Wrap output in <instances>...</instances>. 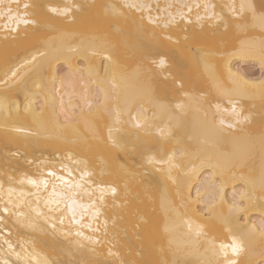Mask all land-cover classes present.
I'll list each match as a JSON object with an SVG mask.
<instances>
[{
  "label": "bare ground",
  "instance_id": "bare-ground-1",
  "mask_svg": "<svg viewBox=\"0 0 264 264\" xmlns=\"http://www.w3.org/2000/svg\"><path fill=\"white\" fill-rule=\"evenodd\" d=\"M17 2L21 5L20 15H23L24 3L52 6L66 3L141 5L143 7L139 10L123 8V11L137 21L143 17L145 24L148 17L159 18L160 27L155 31L159 37L157 50L162 55L156 59H164L166 66H170L168 71L173 73L182 67L187 73L190 87L194 85L197 96L207 94L215 99L214 80L227 83L229 77H235L254 85L251 90L257 95L260 84L264 82L258 55L233 54L239 48L240 41L245 39L243 34L237 35L234 29L230 28L225 33L223 27L212 29L205 23L201 31L200 25L196 23L195 8L190 14L192 24L186 25L178 18V22L167 29L163 26L170 13L176 15L181 9L187 13L184 5H215L217 14L230 18V5H235L239 11L241 3H252L259 10L261 0H5V4L12 5L13 15H16ZM199 11L203 14V7ZM7 12L5 7L0 14V264L5 260L8 264H38L45 260L58 264H89L91 261L100 264L107 261L110 264L118 261V257L151 264L160 258L158 248L165 226L174 237V246H179L185 252L192 249L198 225L205 228L209 239L215 238L217 243L227 240L224 226L209 212L210 202L221 198L225 216L230 206L244 204V209L237 210L232 220L234 229L243 226L246 231L251 230L247 249L238 257L240 264H264V238L261 236L264 231L261 227L264 221V198H261L259 187L261 168L264 166L259 140L261 131H264V106L259 99L243 101L245 114L251 116V122L245 127L254 134L253 142L238 133L235 144L231 138L216 147L201 144V140L206 136L211 139V136L198 122L200 116L194 111L186 117L187 125L181 132L184 144L160 140L159 135L154 139L146 138L148 143L145 147L150 150V155L158 159L163 157L166 160L173 148L177 149V155L179 149L185 146H191L194 153L197 149L200 151L198 155L185 159L187 170L181 176L179 189L150 167L145 174V169L140 167L141 155L133 153L127 164L134 171L139 169L140 175L132 185L126 207L113 208L112 197L106 196L108 206L101 210L102 214L98 218H94L89 197L75 188L83 167L77 161L87 159L99 172V158L103 156L112 163L111 152L112 156H116L115 163H125L123 153L117 155L119 150L106 143L108 126L116 119L117 105L123 109L126 100L130 102L131 108L139 111L141 102L136 98L139 87L136 73L139 49L142 45L155 42L151 40L150 32H138L134 26L123 22L121 27L124 34L116 32L114 27L93 26L78 21L66 29L75 35L60 37L58 33H50L43 27L37 30L32 25L26 27L19 24L17 36V33L11 32L12 28L17 27V22L9 20ZM152 27L148 25L149 29ZM34 31L36 35H33ZM164 34L171 35L173 40H164ZM13 36H17V39L14 40ZM52 36L56 37L52 40L54 47L46 43ZM185 36H188L187 41ZM249 37L254 38L255 51L258 53L264 34L257 28L250 30ZM177 40L179 43H175ZM112 45H115V49H112ZM186 47H190L192 53H196L199 47L214 48L222 55L197 64L189 60L190 54L185 51ZM92 49H95V55ZM42 51H47L48 57H41ZM110 51L123 66L125 79L120 85L119 100L109 99L105 105V94L112 91V69L104 54ZM33 55L40 61L35 68L26 64ZM247 64L257 68L258 76L242 69V65ZM16 68H20L23 81L7 92L9 107L5 110L2 81L9 69ZM37 83L45 87L50 104L42 118L45 121L43 126L33 123L31 116L24 115L25 108L39 113L44 105L45 93L35 87ZM181 98L169 96L168 100ZM17 105L20 108L19 115L16 112ZM224 106L227 107L226 101ZM105 107L108 111L104 110ZM121 118L128 119L126 114ZM156 123L164 127L168 120L158 118ZM20 126L25 130H14ZM123 128L128 130L130 125L125 124ZM113 135L122 143L133 142L124 132H114ZM164 166L163 163L157 165ZM49 172H54L55 176H49ZM57 177H63V181L68 183ZM249 177L255 182V195L251 201L242 199L243 194L253 188V184L248 182ZM29 179L36 180L39 187L28 183ZM44 180L48 181L47 186L42 183ZM92 186L95 187V183ZM177 191L180 195H177ZM181 198L187 209L180 208L179 217L175 212L166 211L170 201L179 206ZM124 201L121 190L116 203L119 205ZM49 209L59 210L50 212ZM61 219L63 224L60 223ZM185 220L192 224L193 232H189ZM52 224L56 225L55 229L51 227ZM137 224L140 225L139 229L136 228ZM77 231L81 235H76ZM114 237L117 239L114 240ZM96 240L99 243L92 242ZM204 247L206 245L200 249V257L179 258L202 259ZM110 248L118 256H109ZM167 259L172 260L173 257L169 254Z\"/></svg>",
  "mask_w": 264,
  "mask_h": 264
},
{
  "label": "snow or ice",
  "instance_id": "snow-or-ice-1",
  "mask_svg": "<svg viewBox=\"0 0 264 264\" xmlns=\"http://www.w3.org/2000/svg\"><path fill=\"white\" fill-rule=\"evenodd\" d=\"M8 9L7 16L9 20H15L17 27L11 29L12 33L19 35V24H23L26 27L32 25L34 29H40L43 27L50 33H58L60 37L75 35V33H69L66 29L68 26L76 24L78 21L82 23H89L93 26L115 28V31L124 34V29L121 27V23L131 24L136 28L138 32H150L151 40L155 43L152 45H142L139 49V61L136 68V73L139 77V87L137 93V99L141 102L139 111L131 108L130 102L125 101L123 109L117 105L116 107V119L112 125L108 126L107 142L113 149H118L117 155L123 153L125 163H115L116 156H111L112 163L108 159L101 156L99 172L96 168L87 160L81 159L77 162L83 167L81 169V175L79 181L76 183L75 188L80 189L90 199V205L93 209L92 215L94 218H98L102 214V209L107 207L105 200L106 196L112 197V207H126L127 197L132 193V185L140 175L139 169L132 170L127 160L130 159L133 153H139L141 155L140 167L147 169L150 167L155 172L161 175V178L171 185L176 186L179 189L181 184V176L186 173L187 165L185 159L192 156L198 155L200 149L197 152L191 151V146H185L179 149V155H177V149H170V154L167 155V159L163 157L157 158L154 155H150V150L145 147L148 143L146 138L154 139L156 135H159L160 140L167 142H174L176 145L184 144V138L181 136V132L185 130L187 121L186 117L190 112L194 111L199 114V123L205 127V130L210 134L211 139L207 136L200 141L201 144H209L212 147H216L221 142L231 138V142L235 144V141L239 138L238 133L241 134L249 142H253L255 136L250 132L245 125L251 122L250 114H245L244 100L255 101L259 99L261 105L264 106V82L260 84V91L257 95L251 89L254 85H250L248 82L241 81L235 77H229L227 83L219 80H214V92L215 99L209 95L204 94L197 96L195 93V87H190V81L187 73L183 71V68H177L176 72L168 71L166 61L164 59L157 60L156 57L162 55L157 50L159 44V37H157L155 29L160 27L159 18L153 19L148 17L147 24L144 22V18L140 20L132 18L130 15L123 11V8L137 9L139 10L141 5L125 4L123 6L115 4H71L66 3L64 5H46L43 3H24L23 4V15H20L19 10L21 8L20 3L15 4L16 15H13L12 5L5 4V0H0V14H2L4 8ZM203 7L204 12L201 14L199 9ZM215 5H184L183 8H187V13L182 9L178 11L176 15L169 14V19L164 22L163 26L167 29L170 25H174L180 21L184 23L192 24L190 14L193 12V8L197 11L195 13L196 23L200 25L201 31L204 30L205 23L209 28L218 29L223 27L224 32L227 33L229 29H234L237 35L243 34L245 39L240 41L239 48L233 52V54L245 55V56H257L261 65V70L264 72V38L260 40L259 51H255L254 38L249 37L250 30L259 29L264 34V0H261L259 10L257 6L252 3H241L239 5V11L235 5H230V18L225 17L222 14L215 12ZM148 25H152L151 29ZM186 30V29H185ZM37 33L34 31L33 35ZM215 34V33H213ZM17 36L12 38L15 40ZM93 35V39H95ZM8 37L5 36V40ZM56 39L55 36L49 38L46 42L50 46L52 40ZM164 40H173L171 35L164 34ZM185 41L188 40V36L184 37ZM179 43V41H175ZM223 43V42H221ZM115 49V45L111 46ZM185 51L190 54L189 60L199 64L201 61L207 62L208 59L214 58L218 55H222L221 52L214 48L199 47L196 53H192L190 47H186ZM93 55L96 54L95 49H92ZM103 54V53H102ZM47 51L40 53L41 57H48ZM105 60L109 61L112 75H111V92L105 94V105H107L109 99L118 101L119 100V89L122 82H124L123 66L119 59L114 58L113 53L110 51L104 54ZM27 65H31L33 68L38 67L40 61L37 56L33 55L31 60L26 62ZM25 67V65H21ZM119 78V79H118ZM23 81V77L20 76V68L15 70L9 69L5 73V78L2 84L5 89V110L8 109V97L7 92L14 90ZM36 88L40 89L42 93H45V102L41 107L39 113H33L30 108L24 109L25 116H31L32 122L43 126L45 121L42 119L45 116V110L50 107L47 99L46 89L40 83L35 85ZM55 88V85H53ZM169 96L182 97L174 101H169ZM227 102V107L224 106V102ZM215 109V111H213ZM54 111V107L52 109ZM108 111L107 107L104 109ZM135 111V115H133ZM16 112L20 114V108L16 106ZM127 115L128 119L124 120L121 117ZM219 120L217 121V116ZM158 118H164L168 120V124L161 127L156 123ZM130 125V129L125 130L123 125ZM15 131H24V127H16ZM124 132L133 142L122 143L117 140L113 133ZM31 134V133H30ZM123 138H121L122 140ZM189 139H192L189 136ZM260 148L262 154H264V131H261L260 136ZM71 158V157H69ZM164 164V167H157L159 164ZM71 175V173H69ZM49 176H55L54 172H49ZM92 178H95L94 180ZM63 181V177H57ZM23 182V181H22ZM67 184V181H63ZM248 182L253 184V188L249 189L243 194L242 199L251 201L255 195L254 185L255 182L249 177ZM28 183L39 187L36 180H28ZM42 183L47 186L48 181L44 180ZM95 183V187L92 184ZM215 183V182H214ZM122 186V189H121ZM260 194L261 198H264V166L261 168L260 174ZM123 191L125 201L124 203L117 204L116 197ZM222 190V189H221ZM177 195L180 192L177 191ZM224 204L223 199L219 201L213 199L209 204V212L212 217L224 226L227 232V240L220 241L217 243L215 238L209 239L208 233L205 231L203 226H196L195 228V239L192 241V249L189 252H185L179 246H174V237L171 234L170 229L165 226L164 232L161 237V243L158 248L160 258L151 264H240L238 257L243 254L247 249L249 233L251 230H245L243 226L233 228L232 220L237 210H243L244 204L237 206H230L228 209V215L225 216L222 212V206ZM180 208L187 209V205L181 198L179 206L174 202H169L168 209L166 211L175 212L179 217L181 215ZM217 209H220L218 212ZM59 209H49L50 212L58 211ZM8 211L7 208L4 209ZM44 215V213H40ZM73 222H75V216H73ZM63 224V219L60 220ZM147 223V221H145ZM188 225L189 232H193L192 224L185 220ZM115 227V221H113ZM53 229L56 228L55 224H52ZM89 227H91L89 225ZM264 229V221L261 225ZM136 228L139 229L140 225L137 224ZM107 221H105V235H107ZM98 230V229H97ZM76 235H81L77 231ZM262 238H264V231L261 232ZM117 237H114V240ZM230 241V242H229ZM93 243H99L98 240L92 241ZM204 247V253L202 259L190 260L180 259L181 256H201L200 249ZM83 247V245H80ZM9 247H11L9 245ZM116 245L113 244V248ZM173 257L172 260L167 259L168 255ZM109 256H118L117 252H114L112 248L108 250ZM140 255V253H137ZM2 264H8V261H3ZM38 264H58L56 261H43ZM89 264H100L97 261H91ZM104 264H109L105 261ZM110 264H149L147 261L140 260H125L122 257H118V261H112Z\"/></svg>",
  "mask_w": 264,
  "mask_h": 264
},
{
  "label": "rangeland",
  "instance_id": "rangeland-1",
  "mask_svg": "<svg viewBox=\"0 0 264 264\" xmlns=\"http://www.w3.org/2000/svg\"><path fill=\"white\" fill-rule=\"evenodd\" d=\"M242 69L249 73V74H252L253 76H258L259 74V71L257 70V68L254 66V65H251V64H247V65H242Z\"/></svg>",
  "mask_w": 264,
  "mask_h": 264
}]
</instances>
